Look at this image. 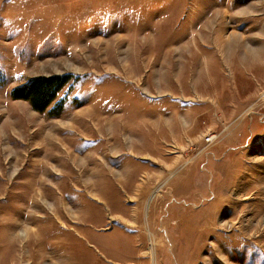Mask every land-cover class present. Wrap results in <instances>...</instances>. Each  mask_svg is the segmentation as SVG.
<instances>
[{"label": "rangeland", "instance_id": "374dc122", "mask_svg": "<svg viewBox=\"0 0 264 264\" xmlns=\"http://www.w3.org/2000/svg\"><path fill=\"white\" fill-rule=\"evenodd\" d=\"M0 264H264V0H0Z\"/></svg>", "mask_w": 264, "mask_h": 264}, {"label": "trees", "instance_id": "16d2710c", "mask_svg": "<svg viewBox=\"0 0 264 264\" xmlns=\"http://www.w3.org/2000/svg\"><path fill=\"white\" fill-rule=\"evenodd\" d=\"M70 80V75L33 78L26 84L15 88L11 95L13 99L29 101L35 111L45 112Z\"/></svg>", "mask_w": 264, "mask_h": 264}, {"label": "bare ground", "instance_id": "6f19581e", "mask_svg": "<svg viewBox=\"0 0 264 264\" xmlns=\"http://www.w3.org/2000/svg\"><path fill=\"white\" fill-rule=\"evenodd\" d=\"M210 140H212V137H210ZM24 235V234H23ZM24 239V238H23Z\"/></svg>", "mask_w": 264, "mask_h": 264}]
</instances>
